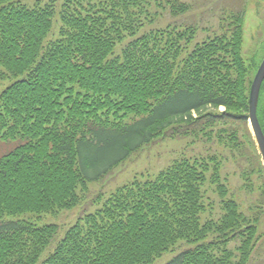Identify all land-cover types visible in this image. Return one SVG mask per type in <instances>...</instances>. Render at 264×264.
Here are the masks:
<instances>
[{"label":"trees","instance_id":"trees-1","mask_svg":"<svg viewBox=\"0 0 264 264\" xmlns=\"http://www.w3.org/2000/svg\"><path fill=\"white\" fill-rule=\"evenodd\" d=\"M55 1L31 7L0 0V77L16 79L0 93V138L20 141L0 157V264H152L180 240L194 246L166 264H247L264 199L251 215L240 211L222 184L220 163L210 158L175 161L155 178L135 177L40 260L60 227L39 224L32 214L74 208L78 187L88 191L90 181L158 138L215 136L239 150V125L248 123L250 89L264 57V48L243 56L249 0H234L221 31L191 51L198 30L192 24L142 29L160 9L177 17L192 11V2L64 0L60 35L50 39ZM258 116L264 126V83ZM108 129L120 138L109 150L113 158L82 154L84 145L99 149L94 140ZM209 180L224 213L202 224ZM232 239L241 242L237 259Z\"/></svg>","mask_w":264,"mask_h":264},{"label":"rangeland","instance_id":"rangeland-1","mask_svg":"<svg viewBox=\"0 0 264 264\" xmlns=\"http://www.w3.org/2000/svg\"><path fill=\"white\" fill-rule=\"evenodd\" d=\"M42 4L49 2V0H39ZM192 2V11L173 17L169 8L160 9V15L155 21L147 23L142 33L151 30L163 29L168 25H177L184 27L187 25H194L198 28L192 42L189 43L190 51L195 48L197 43H202L208 39H212L217 33L221 31V17L228 14L234 8V0H185ZM37 0H23L28 6L33 7ZM64 0H56V16L50 39H57L60 35V12ZM154 8H152L153 10ZM244 43L243 56L250 58L256 52H262L264 48V0H249L248 8L245 15L244 22ZM129 38L126 37L124 42L119 43L115 49L116 52L126 45ZM185 55V53H182ZM5 73V71H3ZM16 80L14 77L5 75L0 77V93L10 84ZM225 108L220 107L223 111ZM138 118V117H137ZM128 120V119H127ZM126 120V121H127ZM131 122V120H129ZM232 126V124H230ZM234 127L238 128V125ZM248 128V129H247ZM240 149H231L219 143V139L214 136L212 141H204L203 139L195 140L192 137H178V138H158L154 143L144 147L139 152L134 153L128 160L116 166L112 171L103 177L92 180L89 183V190L82 191V187L77 190L81 191V202L74 208L57 210L43 214L39 218L32 214L31 219L36 220L39 224L56 223L59 225L57 235L54 237L51 244L41 254V261H43L54 249L58 241L65 236L67 230L73 226L78 220L88 213L95 212L102 206L103 201L113 194L119 187L130 183L135 177L144 179L155 178L161 172L167 170L175 161L184 159H216V162L221 165L222 184L227 189L228 196L233 198L240 206V211L246 215H251L257 211V207L261 205L264 199V175L258 172L259 160L264 167V161L260 153L257 140L252 130L251 124L240 123ZM169 131V130H168ZM102 135L95 144H99V149L91 148L84 145L82 154L89 159H110L116 153L109 151L118 141L119 137L114 129L101 131ZM166 137V136H164ZM19 140H2L0 138V157L10 150L14 149ZM256 149L253 148V144ZM256 156L257 158H253ZM252 158V162H247L248 158ZM176 163V162H175ZM214 164V163H213ZM210 176L211 173L209 172ZM210 176L208 178H210ZM206 194L203 202L206 209L201 213V223L214 219L219 220L223 215V205L221 195L217 190V185L210 182L205 186ZM84 192V193H83ZM228 197V198H229ZM102 202V203H101ZM258 241L252 251L250 260L247 264H264V206L257 230ZM213 234H209L206 241H210ZM241 242L239 239H232L228 243V247L232 249L238 257V247ZM194 246L190 245L185 240H180L170 251L164 252L160 257H157L152 264H166L170 259L174 258L180 251ZM40 264H42L40 262Z\"/></svg>","mask_w":264,"mask_h":264},{"label":"water","instance_id":"water-1","mask_svg":"<svg viewBox=\"0 0 264 264\" xmlns=\"http://www.w3.org/2000/svg\"><path fill=\"white\" fill-rule=\"evenodd\" d=\"M263 82H264V59L253 80L251 86L250 100H249V120L264 160V128L261 125L260 120L258 118V104H259L260 92Z\"/></svg>","mask_w":264,"mask_h":264}]
</instances>
